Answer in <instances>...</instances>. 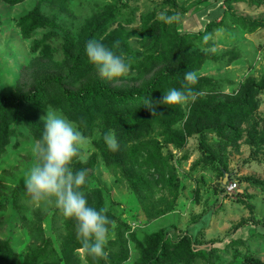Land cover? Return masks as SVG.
<instances>
[{"label": "rangeland", "instance_id": "obj_1", "mask_svg": "<svg viewBox=\"0 0 264 264\" xmlns=\"http://www.w3.org/2000/svg\"><path fill=\"white\" fill-rule=\"evenodd\" d=\"M172 1L186 13H176ZM257 1L76 0L68 2L64 10L43 4L40 12L59 26L49 41L53 50L51 61L31 51L33 42L43 39L50 31L39 30L31 39H23L16 26V19L31 11L39 0H24L15 6L0 1V94H25L33 88L36 78L33 76L65 73L70 68L65 39L72 41L74 49L79 47L88 25L98 23L108 5L120 4L123 20L102 28L95 34L96 40L110 47L112 40L139 30L143 16L162 7L157 21L173 17L167 23L179 33L204 32L210 27L206 40L194 42L190 50L210 52L216 60L205 62L197 75L215 80L216 91L232 95L247 79L259 81L264 74V0ZM235 18L258 22L261 26L248 33L236 25ZM124 45L127 47L122 55L129 63L145 49L143 42L133 38ZM231 54H239V59L229 63ZM83 56L88 61L85 50ZM107 80L114 85L134 83L137 74L129 72ZM190 103L191 100L180 105L185 116ZM49 110L65 117L48 102L34 119L43 124L42 117ZM263 116L264 94L251 120L260 123ZM5 120V135H9V140L0 151V242L7 243L13 252V264H71V258L76 264H85L84 250L60 256L62 241H66V217L53 203H34L24 187L23 177L36 163L32 148L39 141L23 122L10 114ZM0 126L2 129L1 123ZM249 126L250 123L244 128ZM98 137L86 138L78 157L86 162L96 154L93 178L87 182V192L91 195L86 198L95 209L100 204L97 210L110 221L104 255L100 257L104 264H137L139 251L132 236L141 242L146 235L158 231L166 232L174 240L187 234L198 239L203 250L212 252L207 262L197 259L194 264H248L249 257L264 264V147L250 145L243 138L221 150L214 136L193 137L181 151L172 146L163 150L166 158L172 154L170 165L177 177L173 185L167 182L166 173L134 165L135 179L139 182L136 189H130L126 174L108 168L97 152L94 141ZM219 162L227 166L230 182L237 184L233 193L224 195L220 191L222 178L214 166ZM175 198L172 212L157 217ZM211 241L220 243L216 251H211ZM42 246L46 248L43 253L39 250Z\"/></svg>", "mask_w": 264, "mask_h": 264}, {"label": "trees", "instance_id": "obj_2", "mask_svg": "<svg viewBox=\"0 0 264 264\" xmlns=\"http://www.w3.org/2000/svg\"><path fill=\"white\" fill-rule=\"evenodd\" d=\"M0 1L15 6L24 0ZM73 1L76 0H39L31 11L16 19V26L23 39H31L39 30L50 31L43 39L32 44L31 51L37 53L39 58L52 60L53 50L49 41L59 29L53 20L40 12L41 6L47 4L64 10L67 3ZM241 1L228 0L232 3ZM257 2L260 3L261 0ZM172 7L176 9V13H186L175 2L172 3ZM161 9L162 7L155 8L143 16L139 30L127 32L123 39L112 40L109 47L122 55L123 48L127 47L124 44L131 38L145 44L143 53H137L130 62V72L137 74V82L114 85L106 78H102L96 67L83 56L86 43L95 39L96 33L112 23L123 20L121 6L117 4L108 5L98 23L88 25L79 47L74 49L72 41L69 38L65 39V56L70 66L65 73H40L33 76L36 77L33 88L25 94L17 96L0 94V123L3 127L0 129V151L9 140V135H5L7 124L5 118L9 114L23 122L40 141L44 123L34 118L42 112L45 103L48 102L72 121L86 138L99 136L98 140L94 141L97 152L108 168L126 174L130 189H136L139 182L135 179L134 165L152 167L162 174L166 173L167 182L173 185L177 177L174 174L176 173L174 167L170 165L172 154L166 158L163 150L172 146L173 149L181 151L193 137L214 136L221 150L243 138L250 145L264 147V116L260 119L261 124L251 120L258 109L260 97L264 94V74L259 81L247 79L232 95H223L216 91L217 82L208 77H198L196 84H188L184 80L186 72L197 73L205 62L216 60L210 52L190 50L194 42L206 40L205 36L210 27L207 26L204 32L179 33L175 28H170L166 20L157 21V13ZM234 21L236 25L241 26L242 31L248 33L255 32L261 26L258 22H250L243 18H235ZM238 59L239 54H231L228 61L233 63ZM187 87H191L197 95L195 102L191 101L186 116L180 105L160 104L158 115L155 116L145 108V100L159 102L168 90L173 88L185 90ZM248 123L250 126L244 128ZM109 132L114 134L118 142L119 147L116 151L110 150L104 141V136ZM95 158L96 154L90 160L82 162L77 156L71 164L74 171L86 170V183L80 188L86 197L91 195L87 192V182L89 178H93ZM214 166L223 179V173H227V166L220 162ZM220 191L223 192L224 188L222 187ZM97 196L100 198L99 192ZM175 200L176 198L173 199L171 206L161 210L156 216L162 217L171 213ZM98 208L100 204L96 206V209ZM64 231L66 241H62L60 256H64L66 252H70L68 254L70 256L71 252L84 250L82 262L104 264L100 257L90 255L85 250L81 239L77 237L74 220L65 219ZM132 239L139 251L137 264H194L197 259L207 262L212 253L203 250V244L187 234L174 240L166 232L158 231L146 235L141 242L135 236H132ZM218 244L220 243L211 241V251H216ZM45 249L42 246L39 250L43 253ZM13 256L8 244L0 242V264H13ZM72 259L71 264H76ZM247 263L263 264L253 257L247 258Z\"/></svg>", "mask_w": 264, "mask_h": 264}, {"label": "clouds", "instance_id": "obj_3", "mask_svg": "<svg viewBox=\"0 0 264 264\" xmlns=\"http://www.w3.org/2000/svg\"><path fill=\"white\" fill-rule=\"evenodd\" d=\"M162 19L171 22L173 17ZM85 54L102 78H120L131 70V64L123 55L99 40H89L85 45ZM184 80L194 85L198 75L196 72H186ZM196 95L191 87L185 90L173 88L159 102L145 100V108L155 116L160 104L182 106L190 100L195 102ZM42 119V137L32 148L36 163L26 171L24 187L37 205L53 203L64 217L74 220L77 237L85 250L90 255L101 257L104 255L110 221L105 214L88 204L84 192L80 190L86 183V170L74 171L71 167L74 158L80 154L81 146L86 143V137L72 121L54 111H47ZM104 141L112 151L119 147L111 132L104 136Z\"/></svg>", "mask_w": 264, "mask_h": 264}, {"label": "built area", "instance_id": "obj_4", "mask_svg": "<svg viewBox=\"0 0 264 264\" xmlns=\"http://www.w3.org/2000/svg\"><path fill=\"white\" fill-rule=\"evenodd\" d=\"M237 189V184L235 182H230L225 188V192L224 194H230V193H233L235 192V190Z\"/></svg>", "mask_w": 264, "mask_h": 264}, {"label": "water", "instance_id": "obj_5", "mask_svg": "<svg viewBox=\"0 0 264 264\" xmlns=\"http://www.w3.org/2000/svg\"><path fill=\"white\" fill-rule=\"evenodd\" d=\"M230 174L224 172L223 173V179H222V182H221V186L222 187H226L227 184L231 181V178H230Z\"/></svg>", "mask_w": 264, "mask_h": 264}, {"label": "crops", "instance_id": "obj_6", "mask_svg": "<svg viewBox=\"0 0 264 264\" xmlns=\"http://www.w3.org/2000/svg\"><path fill=\"white\" fill-rule=\"evenodd\" d=\"M187 230V229H186Z\"/></svg>", "mask_w": 264, "mask_h": 264}]
</instances>
